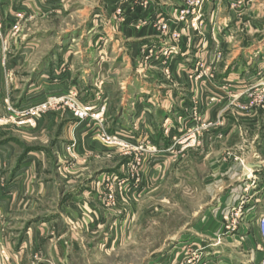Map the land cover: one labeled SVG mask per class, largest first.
Returning <instances> with one entry per match:
<instances>
[{
  "label": "rangeland",
  "instance_id": "374dc122",
  "mask_svg": "<svg viewBox=\"0 0 264 264\" xmlns=\"http://www.w3.org/2000/svg\"><path fill=\"white\" fill-rule=\"evenodd\" d=\"M213 1L207 26L210 0L195 5L196 20L182 14L196 0H0V133L20 137L18 158L35 156V195L43 196L10 209L36 214L37 246L48 247L36 257L17 250L22 235L1 219L0 264H242L236 253L264 264L261 239L252 255V236L236 235L245 229L256 237L247 216L264 183V173L254 177L245 167L247 157L264 161V0ZM158 2L172 9L157 13ZM161 19L163 32L153 25ZM223 20L228 42L202 57L205 37L219 33ZM140 32L158 41L134 48L145 64L164 61L161 50L181 40L189 48L194 35L202 41L188 72L158 71L153 79L164 84L156 89L135 59L131 71L124 68L134 52L126 55L124 39ZM256 47L258 55L248 52ZM172 91L190 100L181 116L157 100H173ZM77 105L87 117L74 115ZM35 109L34 120L20 124ZM172 115L175 124H167ZM82 127L101 149L74 137ZM49 246L67 252L56 261Z\"/></svg>",
  "mask_w": 264,
  "mask_h": 264
},
{
  "label": "crops",
  "instance_id": "0c3cea01",
  "mask_svg": "<svg viewBox=\"0 0 264 264\" xmlns=\"http://www.w3.org/2000/svg\"><path fill=\"white\" fill-rule=\"evenodd\" d=\"M211 3L209 2V4L206 6V11L204 13V23L208 25H210V22L213 21V19L207 18V14L210 12V10L215 9V4L217 2L212 3V0H210ZM161 2H158L157 7L155 8L157 13H159L160 10L166 11L168 12L170 10L169 7H171L172 9V3L168 4V5H164L163 7L160 4ZM163 4V3H162ZM169 6V7H167ZM217 8V7H216ZM165 12V13H166ZM208 12V13H207ZM159 16H156V18ZM224 22L218 23V25H220L223 29H221V31L219 33H217L215 36H206L205 37V44H204V48H202L201 50H199V52L201 53L200 55L203 57H209L212 55L213 51L212 49L217 47V44H222V42H228V29L226 28L228 25V21L223 20ZM226 21V22H225ZM173 23H171L172 25ZM178 27H181L178 26ZM150 33H152L149 30ZM141 33V32H140ZM139 34H136L135 36L133 35H128L124 41L125 43L129 42L130 45L128 46L126 51V55L127 52L130 53V49H134L137 46H146L149 43L154 42V44H158V41H156L153 34L152 36H143L142 33L137 36ZM194 38L192 39L195 45L191 46L190 48L188 47L189 44H184L185 41L181 40V44L180 45H176L174 44V48H175V55L173 56L174 59L176 60V62L178 63L177 66L174 68V75L175 76H184L185 72H188V69L186 68L188 66L187 64V60L189 58H193L194 56L197 55V51H196V45H198L202 39H197L199 37L195 38V35L193 36ZM155 40V41H154ZM215 41V42H214ZM161 42V41H159ZM165 43V42H164ZM153 44V45H154ZM162 44V42H161ZM128 45V44H127ZM127 47V46H126ZM260 51V47H256V48H251V50H248V52H252L254 55H258ZM133 57H128L130 56L127 55L125 56L123 59L125 66L124 68L127 69L128 71H131V69L129 68L130 65V59L133 58L136 61V64L138 65V67L140 68L138 71H146V73L148 75H150L149 77L152 80L153 77H155V75H159L158 70L153 67L155 64L151 62V64L153 66L150 65L148 66V63L145 64L144 61L141 62L142 58L139 59L138 56L136 55V49H134V52L131 53ZM145 64V65H144ZM144 65V66H143ZM185 70V71H184ZM243 71H245V68H242ZM137 71V72H138ZM113 73H116L117 70H112ZM153 80H155L156 84H154V87H156V89L158 87H160L162 85V81H156L157 78H154ZM145 85H147L148 87H150V91L153 92L154 96L155 94H157V91H155V88L153 87V85L148 84L147 82H144ZM164 84V83H163ZM160 85V86H158ZM167 86V85H166ZM183 86L178 87L182 90H184V88H182ZM146 88V87H143ZM154 88V89H153ZM146 90V89H145ZM166 90V89H165ZM151 92L148 91L147 95H142L141 94V99L145 98L144 100H146L148 98L149 93L151 94ZM166 92V91H165ZM164 92V94H165ZM170 92V91H169ZM173 92V100L170 99H165L163 97H159L157 100L158 101H163L162 103H168L169 107L173 106V111L178 114L179 116H181L180 114H182L183 110L181 108V106H186L187 104L190 103V100L188 99L186 101V97H188V95H185V98L183 99V96L181 94H175V91ZM182 91H178V93H181ZM169 94V93H168ZM202 95H204L203 93H201ZM158 95V94H157ZM170 95V94H169ZM176 99L179 100V102L176 104ZM143 106L145 105H140L138 104L137 107L135 108V110H139L141 111V108H143ZM188 108V107H187ZM142 112V111H141ZM109 113V112H108ZM173 113V114H175ZM138 115V114H137ZM136 116V115H135ZM169 116V115H168ZM122 119V116L120 117ZM146 118V117H145ZM117 119V117H116ZM115 124L119 121V120H115ZM130 121V120H129ZM131 122V121H130ZM167 124H175V120H174V116L172 115V118H167ZM66 125V126H65ZM64 125V129H66L67 123H65ZM115 131H116V125H115ZM118 130V129H117ZM123 130V129H121ZM124 134L125 137H128V129H124ZM175 131L171 132L170 135H175L174 133ZM5 133V132H4ZM4 133H0V163L4 164V168L0 171V224L4 223L7 221L8 227L7 228L9 231H12L13 234H19L22 235V239H21V243L19 244V248L17 247L16 249L20 250L21 252H23V250L28 251L29 254H33L34 257L37 256V252H41L42 250L47 252V248L48 247H44L45 245L41 244L42 246H37V241H38V235H37V227H38V218L36 216V214L32 215L31 211L30 212H26V211H14L13 209H10L14 204H19V203H27V204H33V203H38L41 202L43 199V196H37L35 195V191L36 190V186H38V183L36 182V178L33 176L34 175V170L36 166L35 165V156H32L31 153H27L24 157L23 160L21 158H18V153L15 152V150L18 148V144H19V138L17 136H11L9 134H4ZM74 133V137H76V139L78 140H84L86 142V144L90 145V146H95V148L97 149H101V147L99 148L100 144L97 143L96 141H94V139L90 136V132L84 130V127L82 128H78L75 129ZM174 133V134H173ZM8 139V140H7ZM18 140V141H17ZM164 152V151H163ZM245 167L246 169H248L249 171H251L253 174V176L255 177L256 174H263L264 173V161H257L254 160L253 157H247L245 160ZM2 178V179H1ZM4 180V182H3ZM246 180V179H245ZM40 187H43L42 184L40 183ZM254 195V201L253 202V207H251L250 210V215L248 214L247 216V222L248 224V229H251L250 227L253 226L255 229H253L256 233V237H253L254 234H250V231L248 230L247 232L245 231V229L241 230L239 229L236 232V235H243V234H248L247 238L251 237V239H248L247 241H249V252L253 255V251L255 250V244H257L258 242H260V237H259V232H258V228H257V218L259 216H261L262 214H264V202H262V198L264 197V183L260 184V186H258L257 191L253 192ZM28 209H30V206H28ZM21 214V215H20ZM20 216L22 218H20ZM43 218H45L46 220H51L49 218H52L51 215L47 214L45 215ZM1 219H3L4 221H2L1 223ZM21 219V220H20ZM6 220V221H5ZM41 222V220H39ZM46 223L41 222L39 224V226L45 228L46 227ZM4 225V224H2ZM19 226L20 228L18 229H14L12 227L14 226ZM252 230V229H251ZM15 231V233H14ZM28 238V240H27ZM257 241L255 243V241ZM28 241V243H27ZM20 242V241H18ZM226 247V246H223ZM49 255L54 257V259L56 260L57 257L62 258V254L66 253V246H49ZM212 250V248H211ZM224 252V249H221V252ZM237 252V251H236ZM214 255V254H213ZM240 254L236 253L235 254V258L234 255H230L229 252H226V256H230L234 259H236L237 263H249L248 260L245 262L241 257L243 256H239ZM255 255V254H254ZM255 259L258 261L259 260V256L260 253H256ZM64 258V257H63ZM229 257H223V255L221 254L220 259L223 261H228ZM213 260L212 255L210 256V258ZM227 259V260H226ZM58 260V258H57ZM56 260V261H57ZM64 261V260H63ZM244 261V262H243ZM62 262V261H61ZM57 263V262H55ZM36 264V263H34Z\"/></svg>",
  "mask_w": 264,
  "mask_h": 264
},
{
  "label": "built area",
  "instance_id": "2783aa9c",
  "mask_svg": "<svg viewBox=\"0 0 264 264\" xmlns=\"http://www.w3.org/2000/svg\"><path fill=\"white\" fill-rule=\"evenodd\" d=\"M201 1L202 0H196V2H195V4H194V6H192V8L190 9V8H188V9H185L184 10V12L182 13L183 15H192V16H194V19L193 20H196L197 19V17L195 16V14L196 15H198L199 14V10H197V11H195L196 10V7H195V5H199L200 3H201ZM181 14V15H182ZM182 17V16H181ZM196 17V18H195ZM142 20H144V19H142ZM154 26H155V29L156 30H158V31H166V29L168 28V25H167V21L166 20H164V19H161V20H158V22H156V24H153ZM172 39V38H171ZM165 44H167V42H165ZM172 44V43H171ZM169 46H171V45H169ZM161 51H163V52H165V55L168 57V58H163V59H165L164 61H160V62H152V60L151 61H146L147 63H148V65H149V63H150V65L151 66H153L152 64H151V62L152 63H154L155 65L153 66V67H155L158 71H162L163 72V74L165 75V76H170V74L171 73H173L174 72V67H175V64H174V62H175V60H174V58H173V56L175 55V48L174 47H169V48H167V49H165V50H161ZM151 53V52H150ZM146 56H147V54H145ZM150 55V54H149ZM169 55H171V56H169ZM147 58L148 57H146V60H147ZM174 60V61H173ZM165 62H167V64H165ZM146 63V64H147ZM200 67L202 68V66L200 65ZM161 72V73H162ZM63 100L64 99H57V100H54L53 102L54 103H56L57 101L59 102V101H61L60 103H62L63 102ZM65 101V100H64ZM52 102V103H53ZM49 105H50V103H49ZM69 105V104H68ZM46 107V106H45ZM85 109V108H84ZM84 109H80V106H78L77 105V107H76V109L74 110V115L76 116V117H78L79 119H83V118H85V117H87V113H86V111L88 110V108H87V110L85 111ZM18 115L20 114V113H17ZM29 115H30V120H28V121H25V122H21L20 124H22V123H29V122H32V120H34V118H35V116L36 115H38V113H36V109H35V111H33L32 113H30L29 112ZM92 118H93V120H96V121H98L99 123H100V121H102V116L101 115H97V116H92ZM101 140L103 141V142H105L102 138H101ZM129 143V142H128ZM127 142L125 143V144H128ZM122 144H120V146H121ZM128 145H130V143L128 144ZM123 146V145H122ZM132 146V145H131ZM257 228H258V232H259V237H260V239H261V242H262V244H261V246H263V248H264V214H262L261 216H259L258 218H257ZM227 230L229 229V228H226ZM238 231V230H237ZM236 231V232H237Z\"/></svg>",
  "mask_w": 264,
  "mask_h": 264
}]
</instances>
